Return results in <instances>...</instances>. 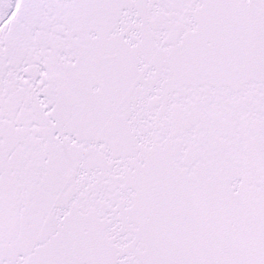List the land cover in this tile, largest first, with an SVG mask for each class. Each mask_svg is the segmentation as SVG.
I'll return each instance as SVG.
<instances>
[{
	"label": "snow or ice",
	"instance_id": "1",
	"mask_svg": "<svg viewBox=\"0 0 264 264\" xmlns=\"http://www.w3.org/2000/svg\"><path fill=\"white\" fill-rule=\"evenodd\" d=\"M0 264H264V0H0Z\"/></svg>",
	"mask_w": 264,
	"mask_h": 264
}]
</instances>
